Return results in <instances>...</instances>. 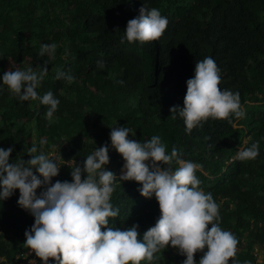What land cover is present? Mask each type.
I'll return each instance as SVG.
<instances>
[{
	"label": "trees",
	"instance_id": "obj_1",
	"mask_svg": "<svg viewBox=\"0 0 264 264\" xmlns=\"http://www.w3.org/2000/svg\"><path fill=\"white\" fill-rule=\"evenodd\" d=\"M144 4L169 23L158 41L129 43L127 22ZM53 43L54 56H41V45ZM205 57L220 69L219 88L239 92L245 116L209 118L188 133L184 119L170 108H183L186 82L196 61ZM43 65L48 74L37 92L42 97L51 91L60 101L51 121L48 106L39 99L20 101L2 80L8 70ZM58 71L75 82L57 80ZM121 126L132 129L128 139L142 143L159 136L168 154L175 147L182 159L202 165L196 172L200 188L219 205L221 228L238 239L235 259L264 264V0H0V148H13L12 163L29 160L33 145L34 155H60L55 183L72 181L66 161L82 167L88 155L107 144L110 162L104 168L117 177L110 203L119 209L109 226L123 231L138 225L142 240L161 213L154 193L145 198L141 184L119 180L125 161L111 146L110 132ZM257 142L256 159H237L239 149ZM170 167H178L175 160ZM19 195L17 189L0 201V264L35 256L26 255L30 249L24 245L35 218L18 205ZM202 255L195 254L196 264ZM156 256L141 264L186 259L170 245Z\"/></svg>",
	"mask_w": 264,
	"mask_h": 264
},
{
	"label": "clouds",
	"instance_id": "obj_2",
	"mask_svg": "<svg viewBox=\"0 0 264 264\" xmlns=\"http://www.w3.org/2000/svg\"><path fill=\"white\" fill-rule=\"evenodd\" d=\"M168 23L158 9H149L144 4L139 15L127 22L125 38L129 43L158 41ZM56 48L55 43L42 44L40 55L48 53L53 57ZM97 64L104 67L103 61ZM47 74V65H43L38 70H8L2 80L20 101L39 99L48 106L46 117L51 121L60 101L51 91L42 97L37 92ZM56 79L75 82L74 76L62 71L57 72ZM186 83L183 108L173 106L170 112L184 119L188 133L209 118L245 116L239 92L219 88L220 69L213 58L196 61L194 76ZM130 132L132 129L125 126L113 127L110 132L111 146L125 161L126 171L119 180L141 184L139 191L145 198L154 193L161 213L142 240L138 225L123 231L109 226V219L116 218L119 209L110 203L117 177L104 168L110 162L107 144L88 155L82 167L74 160L66 161L72 181L55 183L52 178L59 174L60 155H34L37 148L33 145L29 160L12 163L13 148H0V201L10 198L18 189V205L35 218L31 229L25 231V247L43 264H48L49 259L57 264H141L158 259L156 254L169 245L186 256L183 264H196L197 252H203L199 264H229L230 259L232 264H239L235 259L238 239L221 228L219 205L211 193L200 188L196 172L202 165L182 159L175 147L168 154L159 136L141 143L128 139ZM258 155L257 142L239 149L237 159L254 160ZM174 160L178 165L175 170L170 167ZM146 161H151V166ZM84 173L87 175L82 178ZM39 188L44 190L38 195ZM30 264L36 261L31 260Z\"/></svg>",
	"mask_w": 264,
	"mask_h": 264
},
{
	"label": "rangeland",
	"instance_id": "obj_3",
	"mask_svg": "<svg viewBox=\"0 0 264 264\" xmlns=\"http://www.w3.org/2000/svg\"><path fill=\"white\" fill-rule=\"evenodd\" d=\"M54 155H56V154H54ZM126 170L123 168V170H122V175L124 174V172H125ZM29 255H31V253L29 254ZM31 260H35L36 261V264L39 262V258H37L36 256H34L33 257V259H29L27 262H21V263H19V264H30V261ZM259 261H262V257L260 256V258H259Z\"/></svg>",
	"mask_w": 264,
	"mask_h": 264
},
{
	"label": "built area",
	"instance_id": "obj_4",
	"mask_svg": "<svg viewBox=\"0 0 264 264\" xmlns=\"http://www.w3.org/2000/svg\"><path fill=\"white\" fill-rule=\"evenodd\" d=\"M30 253H31V252L29 251L26 255H29ZM31 254H35V253H31ZM27 261H28V260H27ZM27 261H26V262H27Z\"/></svg>",
	"mask_w": 264,
	"mask_h": 264
}]
</instances>
